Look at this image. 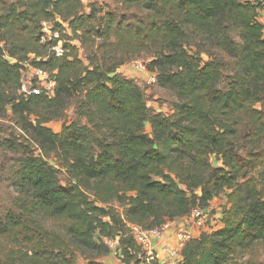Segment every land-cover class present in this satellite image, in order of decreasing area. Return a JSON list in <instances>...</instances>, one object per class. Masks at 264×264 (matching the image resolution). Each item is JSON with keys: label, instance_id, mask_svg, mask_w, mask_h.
<instances>
[{"label": "trees", "instance_id": "16d2710c", "mask_svg": "<svg viewBox=\"0 0 264 264\" xmlns=\"http://www.w3.org/2000/svg\"><path fill=\"white\" fill-rule=\"evenodd\" d=\"M113 1L139 13L15 0L0 14V117L10 106L14 126L0 130V154L13 157L2 179L18 191L0 205V264H76L73 246L104 253L107 239L118 240L121 264H160L128 224L161 226L226 190L221 228H197L178 264H230L264 243V4ZM43 21L63 40L61 57L57 39L42 42ZM149 48L148 71L177 98L170 114L118 71ZM27 62L54 79L52 95L20 92ZM71 101L75 117L57 133L48 123Z\"/></svg>", "mask_w": 264, "mask_h": 264}, {"label": "rangeland", "instance_id": "374dc122", "mask_svg": "<svg viewBox=\"0 0 264 264\" xmlns=\"http://www.w3.org/2000/svg\"><path fill=\"white\" fill-rule=\"evenodd\" d=\"M12 2L15 0H0V14L4 12V6L7 2ZM85 4V11H89V3L91 0H82ZM94 2H97L98 7H102L104 10L107 9H114L117 8L121 11H127L124 8H122L121 4L113 1V0H93ZM255 1V0H252ZM261 3H264V0H259ZM258 1V2H259ZM264 6V5H263ZM263 9V7H262ZM260 9L259 11H262ZM127 12H137L136 9L132 8L129 9ZM146 13V11H144ZM75 43V41H73ZM153 49H145L138 54L134 56L132 60L124 64L119 68V72L122 73L124 76L133 78L135 81L144 89L148 103L151 107L156 109V111H163L164 113L170 114L173 110V101L177 100L175 96L171 94V92L163 87H160L157 85V83L150 84L146 81V73L140 71L136 65L137 62H144L148 64L151 59L153 58ZM80 56L85 60L86 63H88V60L85 57L84 50L80 49ZM23 68V73L25 75V79L29 82V85L31 86H39L43 89H46L47 84L45 82L39 81L32 72V67L29 65V63H25ZM257 106L260 107V104ZM8 117H0V130H1V136L2 138L7 137V133L11 132L13 126V123H11L10 117L11 114V107H8L7 111ZM75 117L74 113V104L73 101H71L65 111V114L63 118L53 120L50 123H48V126L51 127L55 132H59L61 130V126L64 120L71 121ZM16 133H20L17 128H14ZM146 130L150 131V125H146ZM32 150L35 151V153L38 152V148L36 145L32 146ZM11 153H3V155L0 154V205L6 204L8 201L11 200L13 196L17 195V189L12 186L10 183H7L4 179H2V176L7 174V164L9 162L11 157ZM212 162L216 166H220L222 163L220 160L213 158ZM60 178L62 181H65L66 176L64 174H60ZM228 193L229 191L226 190L222 193H220L218 196L214 197V199L211 201V205L209 207L210 210V219L205 223L204 227L199 230L200 232H203L204 230L207 231H213L221 228L222 226V212L223 208L228 206ZM115 207L119 209L120 212L123 211V205L119 204L118 202H115ZM188 221H190L188 217ZM47 225H49L51 228H53L56 231L63 232L64 225L63 222L55 221V223L51 221H45ZM188 224L181 226L180 228L187 227ZM179 230V229H177ZM176 230V231H177ZM193 234L197 232V228H191ZM175 231V232H176ZM175 234V233H174ZM174 234L170 236V240H163L161 239V244H169L172 245L173 241H175ZM98 237V236H97ZM99 240V238H97ZM164 242V243H163ZM75 251V261L76 264H90L91 261L96 260L99 262H104L105 264H121V256L119 252L116 250L115 246L112 245L110 250L108 252L104 253H98L96 251H90L82 247H76L73 246ZM230 264H264V243L257 242L254 245H252L246 252L243 253V255L238 258L237 260H234Z\"/></svg>", "mask_w": 264, "mask_h": 264}, {"label": "built area", "instance_id": "2783aa9c", "mask_svg": "<svg viewBox=\"0 0 264 264\" xmlns=\"http://www.w3.org/2000/svg\"><path fill=\"white\" fill-rule=\"evenodd\" d=\"M264 4V3H263ZM259 23L264 26V7L258 15ZM42 42H48L52 39H57L55 43L50 46L51 51L55 53L57 57H61L64 54L63 40L59 38V33L51 29V24L49 22H42ZM32 67V66H31ZM136 67L146 73V81L150 84L156 83V75L148 71L146 63L137 62ZM33 75L41 82L47 84L46 89L39 86H31L29 82L25 79L23 73L22 83L20 87V92L25 96L32 94H39L45 91L47 94L52 95L55 87V81L52 79L48 72L40 68L32 67ZM190 221L187 227L179 228L174 234L175 241L172 245L161 244L165 237V232L168 229V224H163L161 226H155L152 228H145L138 224H128L130 228V234L134 237L137 243L142 246L145 250L148 259L157 260L160 264H178L181 260V251L185 243L192 239L195 235L193 234L191 228H203L205 223L210 219V210L202 208L200 206H195L192 208L188 215ZM106 242L112 246L118 244V240L107 239Z\"/></svg>", "mask_w": 264, "mask_h": 264}, {"label": "crops", "instance_id": "0c3cea01", "mask_svg": "<svg viewBox=\"0 0 264 264\" xmlns=\"http://www.w3.org/2000/svg\"><path fill=\"white\" fill-rule=\"evenodd\" d=\"M166 224H168V229H167V231L165 232V237H164V240L166 239H168V240H170L171 238H170V236H172L174 233H175V231L177 230V229H179L181 226H183V225H186V224H189V221H188V215H186V216H183V217H177V218H175V219H173V220H168L167 222H166ZM167 240V241H168ZM172 240V239H171Z\"/></svg>", "mask_w": 264, "mask_h": 264}]
</instances>
